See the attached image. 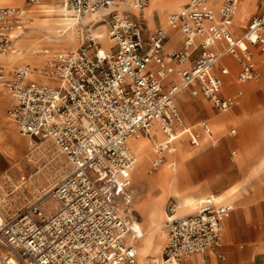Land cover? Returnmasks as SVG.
I'll return each mask as SVG.
<instances>
[{
	"label": "built area",
	"instance_id": "1",
	"mask_svg": "<svg viewBox=\"0 0 264 264\" xmlns=\"http://www.w3.org/2000/svg\"><path fill=\"white\" fill-rule=\"evenodd\" d=\"M239 1L222 0L217 12L209 0H187L169 14L165 26L146 33L149 0H63L81 25V43L51 55L40 69L42 79L31 76L37 67L23 65L10 75L0 64V91L11 97L8 112L19 131L50 140L70 164L57 182L40 187L19 215L0 220V264H138L135 243L126 241L129 232L138 235L129 189L137 157L128 136H148L159 123L167 140L154 146L155 168L175 148L174 136L187 129L175 103L178 92L188 88L218 111L231 109L244 90L224 92L223 76L230 72L222 61L225 54L237 58L239 82L261 78L252 46L264 51V0L236 35L232 25ZM134 9L140 12L136 16ZM89 14L94 17L85 21ZM29 18L26 6H0V54L16 51V33ZM99 23L105 36L97 33ZM175 28L183 33L182 46L166 49ZM220 40L226 44L217 48ZM171 73L181 80L169 79ZM199 124L211 134L207 119ZM198 138L195 132L191 143ZM32 176L22 175V182ZM215 199L214 192L197 197L196 211L185 214L178 213L177 201L169 202V237L156 264H180L186 256L207 251L226 260L224 220L234 205Z\"/></svg>",
	"mask_w": 264,
	"mask_h": 264
},
{
	"label": "rangeland",
	"instance_id": "2",
	"mask_svg": "<svg viewBox=\"0 0 264 264\" xmlns=\"http://www.w3.org/2000/svg\"><path fill=\"white\" fill-rule=\"evenodd\" d=\"M7 1L17 4L24 3V0H6L5 2ZM5 2H3L2 4H4ZM42 2H48L56 6L61 3V0H43ZM26 6L31 7V21L36 20L33 14V10L35 9L36 4H26ZM173 9L176 8L174 7ZM173 9L168 10L164 14V16H161V12H159V10H157L159 14L157 13V11H154L153 18L158 19L160 16L161 21L165 22L168 13ZM239 10L241 12V9ZM240 12L238 16L239 20L242 18L240 17ZM40 16H43V18L46 19L47 17L53 18V16H56V14H50L47 11H41ZM61 17L62 16L58 17L57 15L56 17H54L55 19H53L60 20L61 22ZM149 20L150 19L148 18V21ZM31 21L30 23H32ZM245 22L246 20L244 19V24ZM31 28L35 27H29L28 25L25 31L28 29L32 30ZM33 38L36 40V42H42L41 44L47 47L55 45L54 42H49V40L58 39L60 37L54 32L50 31L48 28L43 27L42 29L39 28L38 31L33 32ZM79 38V42L81 43V35ZM173 39L176 40V36H174ZM76 47L69 46L67 47V49H74ZM42 50H44V48ZM59 50L63 49L52 48L50 56ZM11 54H14V52L11 51L6 55ZM46 61L44 63H41V61L36 63L37 67H43ZM260 64L262 65L263 74L259 80L252 82H259L258 86L251 92L247 91L245 96L242 98L241 103L232 108L234 111L233 113L235 121L234 125L232 126L237 128V134H231L230 130L225 128V123L220 127L218 125L215 126L214 117L217 116V113L218 115L221 114V111L219 112L217 109H213L211 104H209L210 102L206 98H204L203 96L193 97L188 94L190 96V99L192 100L191 102H203L205 105L204 108L199 107L195 113L188 114L186 112L184 104H182V102H180L179 100V98L185 100L183 96L184 92H179L178 94L179 98L177 100V104L179 105L180 110L182 111L186 119L188 132L187 138L181 146H188L182 147V152L180 150L181 153L177 156L178 162L174 157V164L177 165L179 169L178 175L181 178L182 182H186V185L191 186L193 193L197 197H203L205 194L211 191L217 193L226 189L234 183H238L239 181L241 182L243 179L245 180L246 178H249L250 180L248 173L251 170L252 164L259 163L261 159L264 158V56L260 58ZM19 65L20 64H18L17 66ZM13 68L14 67L8 68L7 66V70L10 75L12 74ZM9 106L10 103H6V105L0 110V129L3 127L1 119L8 117V120L4 122V125L7 127H12L13 125L20 136L28 141V147L26 146L24 149L17 151L13 155H8L4 151V153L0 151V163L4 164L3 169L0 170V215L3 217V219H8L10 217L19 215L29 206V204L35 198L36 194L38 193V189H40L41 187L40 184H43L44 182H57V180L61 176L67 173L70 167V164L67 161L66 157L56 149V147L50 140H41L39 138H32L28 135L22 134L19 131L15 120H12L13 118L11 117V119L9 116ZM203 118H208L212 124L213 133L210 135L211 139L219 138L218 143L215 145L211 143V140L210 143L204 142L202 140V137L200 138V142L204 144H202V146L200 145L201 143L195 145L190 144L188 140L190 137V129H193V132L199 130V120ZM245 119L250 121V127H242V121H244ZM188 127L190 129H188ZM154 132H156L157 135L161 134L157 127H155ZM174 139H176L175 136ZM132 142L140 146L144 145V143L140 140H132ZM246 144L256 146L258 148V153L254 156L251 162H248L240 167L239 165H237L236 158L243 152ZM17 145V142H15L13 139H8L3 144L4 147H16ZM234 148L238 149V153L236 155L232 153V150ZM171 156H173V154L169 153L166 160L157 167L158 169L154 168L152 171L156 172L161 167L168 166L172 160ZM150 159L151 156L149 158L147 166L151 169ZM262 164L263 165H261L257 175L258 177L264 178V162ZM24 174L27 176L33 174V176L31 179L23 183L21 175ZM133 182V187L136 194L135 205L137 208V211H135V220L137 221L134 223V225H141L146 227L147 223L145 217H142L140 213V206L138 204L141 194L139 192L138 184L141 185L142 188L146 183L150 185L148 191H150L152 186L150 183H148L149 181L144 176L140 179L133 176ZM247 183H249L250 185L251 182H245L246 185ZM246 187L249 188V186ZM143 194H145V192H143ZM169 199L170 197L168 198V200ZM258 205V209L264 211V203ZM254 211L257 212V209L255 208ZM181 212L182 210L180 211V213ZM163 219L165 222L166 218L163 217ZM167 241L168 238H166L165 240L163 249ZM2 253H7L4 246H2ZM161 254H159V257H161Z\"/></svg>",
	"mask_w": 264,
	"mask_h": 264
},
{
	"label": "crops",
	"instance_id": "3",
	"mask_svg": "<svg viewBox=\"0 0 264 264\" xmlns=\"http://www.w3.org/2000/svg\"><path fill=\"white\" fill-rule=\"evenodd\" d=\"M12 1H14V0H12ZM186 2H187V0L180 1L179 5L175 8H178L182 3H183L182 6H184L186 4ZM221 2H222V0H209V3L216 9L217 12H219V10H220ZM260 2H261V0H240L239 1L238 10H237L236 15H235V22L232 25V30L236 35H240L245 31L249 20L252 18V16L254 14H256L259 11ZM61 3H63V0H61ZM26 4H27L26 0H24L23 4H17L14 2H8L7 1L4 4H0V6H4V5L26 6ZM30 8L31 7H28V14H29L30 21H31L32 16H31ZM239 9H241V12ZM154 11H157V8L154 9ZM172 11H170L168 13L167 20L165 22L161 21L160 16L158 19H154L153 18V12L151 14L152 22L150 20L148 21V18L144 12V20H145V23L147 26L146 33L154 31L158 27L165 26L167 24V21H168V16ZM239 12H240V17H242V18L244 17V19L246 20L245 25L243 27H241L238 24L239 23V21H238L239 20L238 19ZM139 13L140 12L138 10H135V9L132 10V14L134 16L138 15ZM157 13H158V11H157ZM42 19H44V18H42ZM99 29H101V26L97 28V30H99ZM102 29H104V27H102ZM23 32L24 31H22V32L20 31L17 34L16 38H18V36H20V34ZM174 36H176V40L173 39ZM16 38H15V41L17 40ZM103 39L108 40L105 37H103L102 40ZM182 43H183V33H182L181 29L175 28V29H172L170 31V36L165 43V47H166V49L178 48V47L182 46ZM225 44L226 43L224 40H220L217 42L216 47L222 48L225 46ZM108 45H109V40H108ZM15 48L17 51L16 42H15ZM64 49H66V48H64ZM252 49L254 51L255 59L258 62L261 71L263 72L262 65L260 64V58L262 56H264V51L259 46H252ZM16 51H12V52H16ZM8 53H6V54H8ZM197 53H198V51H196L194 53V55H196ZM222 61L224 64L228 65L230 68V72L223 76L224 81H225L224 92L225 93H234L239 88H242L244 90V94L239 98L238 102L233 106V107H235L241 103L242 98L245 96L246 92L247 91L248 92L253 91L258 86L259 82L252 83L256 80H251V81H248L246 83L239 82L237 80V74H238L240 65H239L237 58L232 56L231 54H225L222 58ZM0 64L4 65L7 68V65L5 63L0 62ZM17 65L18 64L14 65L13 69L20 67V66H23V64H20L19 66H17ZM24 65H29V64H24ZM187 65H189V63ZM30 66L36 67L35 65H30ZM39 68L40 67H37L36 69L38 70ZM177 76H180V75H178L176 73H171L169 75V79L177 80L176 79ZM33 77H38V78L42 79L41 76H33ZM180 80H177V81H180ZM180 92H184V93L189 94L190 96H193V97L202 96V95H199V96L192 95L188 88H185V89L181 90ZM178 94H179V92L175 96V103L178 106V108L180 109L179 105L177 104V100L179 98ZM1 98H6L7 104L10 103V106H11L12 101H11V97L9 94H7V95L3 94L0 91V99ZM190 101H192V100L190 99ZM208 101L210 102L209 104H211L212 108L216 109L213 106L212 102L210 100H208ZM10 106H9V108H10ZM232 108L229 109L228 111H225V112L219 111L221 114L217 115L218 118H216L217 116L214 117V123H215V126L218 125L219 127L225 123V128L230 130L231 134H237V128L232 126V125H234V122H235L234 121V113H233L234 111ZM228 112H230V113H228ZM181 113H182V111H181ZM182 115L184 117L183 113H182ZM190 117H192V116H190ZM219 118H220V120H219ZM184 119H185V117H184ZM203 119H207L210 122V120L208 118H203ZM185 121H186V119H185ZM199 122H200V120H199ZM210 124H211V122H210ZM249 124H250L249 120L245 119L244 121H242V127H244V128L250 127ZM155 127H157L159 129V131L164 134V137L161 141L158 139L159 135H157V133L154 132ZM211 129H212V124H211ZM191 132H193V129L192 130L190 129V135H189L190 137L188 139L190 144H192L191 143V137L193 136V134L195 132L199 133V138H198L197 144L201 143L200 138L203 136V134H207L201 128L200 124H199V130H196L193 133H191ZM212 133H213V129H212L211 134ZM211 134H208V135H211ZM140 138H145L148 140V142L150 141L149 143L153 144V145H151V149H150V153H151L150 167H151V169H154L152 167V160L155 157L154 146L156 144H158L159 142L166 141L167 136L163 132V130L161 129L159 123L156 121V122H154V124L151 128L150 135H148V137L143 136ZM218 141H219V138H216V139L212 138L211 139V143L213 145L217 144ZM128 142L130 144L129 138H128ZM172 142L176 148L175 140L173 139ZM209 143H210V141H209ZM202 144L203 143H201L200 145L202 146ZM193 145H195V144H193ZM152 146H153V148H152ZM186 146H188V145H185L182 147H186ZM130 148H131V145H130ZM175 148L171 151L166 152L165 160H166L168 154L173 152L175 150ZM235 149L237 150V153H238V149L234 148L233 150H235ZM233 150H232V153H233ZM0 151H2V150L0 149ZM257 153H258V148L256 146H253L251 144H246L243 152L236 158L237 165H239L241 167L242 165H244L248 162H251ZM263 162H264V158H262L259 163L252 164L251 170L248 173L250 180H249V178L248 179L246 178L245 180L243 179L241 182L239 181L238 183H234V184L230 185L229 187H227L226 189L219 191L217 193L214 191H211V192H214L216 194L215 200L218 203H232L234 205V208L231 211L230 215L227 216L224 220L222 250L226 254V260L223 262L222 260H220L217 257V255L213 251H207L205 253L196 252V253H193L189 256H186L185 258H183V260H181L180 264H204V261L207 264H264V211L258 209L259 208L258 204L264 203V189H263L264 178L258 177V175H257L258 170L260 169L261 165H263L262 164ZM3 167H4V164L0 163V170H2ZM157 167H155V168H157ZM133 170H134V168L131 171V183L129 185V189H130L131 194L133 196L134 210L137 211V208L135 205L136 204V194H135V189L133 187V183H134L133 182ZM256 176H257V178H256ZM188 182H191V181H188ZM245 182H251V183H250V185H249V183H247V185H246ZM51 183L52 182H44L43 184H40V185H41V187H48ZM185 183L186 182H176V187H177L178 192H174V193L171 192V188H170L169 184H167L166 182L158 183L156 186L157 189L155 190L154 193H152L151 191H148V188H150V185H148L147 183L144 184L143 188L141 185L138 184L139 192L141 193L138 204L140 206V210H141L140 213H141L142 217L144 216L143 214H145V213L151 214V213L155 212L158 209L156 204L160 203V205L163 207V210H164L163 211V217L166 218V216H167L166 209H167L169 202L177 201L179 203V200L177 198L178 196L181 197V202L184 206L181 213L179 212V209H178L179 214H185L188 212L196 211L197 207H193L191 205V201L192 200L197 201V196L193 193V191L191 189L192 187L186 185ZM246 186H249V188H251V189H249ZM142 191L145 192V194H143ZM211 192H208L204 196L208 195ZM218 193H222V196L220 197ZM169 197H170V199L168 200ZM155 198H158V200H156ZM199 198H202V197H199ZM255 208L257 209V212L254 211ZM140 220H139V223H140ZM168 234H169V229H168ZM156 239L158 240V236ZM126 241H131V242L135 243L136 248H137V257H138V248H139L140 236L133 234V232H129L126 235ZM162 255H163V251H162L161 257H157V258H162ZM171 264H174V263H171Z\"/></svg>",
	"mask_w": 264,
	"mask_h": 264
},
{
	"label": "bare ground",
	"instance_id": "4",
	"mask_svg": "<svg viewBox=\"0 0 264 264\" xmlns=\"http://www.w3.org/2000/svg\"><path fill=\"white\" fill-rule=\"evenodd\" d=\"M5 1L6 0L4 1L1 0L0 4H2ZM180 1L182 0H149L147 6L145 7L144 12L147 18H149L150 21L152 22L151 14L154 11V9L157 8V10L161 12V16H164V14L168 10H171L174 7H177ZM182 4L174 10L179 9L182 6ZM41 11H47L50 14H56V16L58 15V17L62 16L61 22L60 20H54L55 18L52 19V17L51 18L47 17L46 19H42L43 16H40ZM33 14L36 20H32L31 21L32 23H30V18H29L27 26L30 23L29 27L32 26L35 28H31L32 30L28 29L26 31L25 29L22 30L24 32L21 33L20 36H18V38H16L17 40L15 41L17 45V51L11 55L0 54L1 55L0 62L5 63L8 66V68L14 67V65L16 64H23V65L29 64V65H35L37 67L36 63L40 61L41 63H44L46 60L49 59L52 48H59V49L66 48L67 49V47L69 46L76 47L78 43L80 44L79 37H80L81 25L77 23L76 20L69 14V12L67 11L63 3H59L58 5L54 6L53 4H50L47 2H41L40 4H37L35 6V9L33 10ZM56 16H53V17H56ZM93 16L94 14H89L85 21H88ZM243 18H241L238 23L241 27L245 25ZM103 25H104L103 23H99L98 27L100 26L103 27ZM43 27L48 28L50 31L54 32L60 37L58 39L49 40V42L55 43L54 46L45 47L44 45L41 44L42 42L38 43L33 38V32L38 31L39 28L42 29ZM18 33L19 32H17L16 35ZM97 33L100 34L101 36H105V32L103 29L97 30ZM104 40L105 39H103L102 42ZM103 44L105 46H108V40H105ZM43 48L44 50H42ZM41 68H39L38 70L35 68L32 71L31 76H39L40 75L39 72ZM176 79L180 80L181 77L177 76ZM3 94H6V93H3ZM183 96L185 100L181 98H179V100L180 102H182V104H184L186 108V112L188 114L195 113L199 107L204 108L205 105L203 102L201 103L191 102L190 96L186 93H183ZM6 103H7L6 98L0 99V110L2 107L6 105ZM228 110H224L223 112L228 111ZM216 118H218V116ZM7 120H8V117L1 119L3 123V127L0 129V149L4 151L5 153H7L8 155H13L17 151L24 149L28 145V141H26V139L20 136V134L13 127V125L12 127L5 126L4 122H6ZM189 127L188 129H190ZM187 135H188L187 129H184L180 131L177 135H175L176 139L174 138L173 139L175 140L176 148L173 152H171L173 154V156H171L172 157L171 163L168 166L161 167L156 172H153L152 171L153 169H150L147 166V163L151 156L150 154L151 145L153 144L149 143L150 141L148 142V140L145 138H140L146 135H140V136H135L133 134L129 135L128 136L129 141H130L129 146L131 145V150L135 153L137 157V162L133 170V176L138 179L144 176L149 181L148 183H150L152 186V188L150 189L152 193L155 192V190L157 189L156 186L160 182H166L167 184H169L171 188V192L173 193L178 192L177 187H176V182H182V180L178 175L179 169L177 165L174 164L175 162L174 157L177 160V156L180 155V153L182 152L181 145H183L184 141L187 138ZM163 137H164V134L161 133L159 134L158 139L161 141ZM8 139H13L15 142H17L18 145L16 147L15 146L4 147L3 144ZM132 140H140L141 142L144 143V145L140 146L136 143H133ZM202 140L204 142H209L211 140V136L208 134H203ZM218 194L220 197L222 196V193H218ZM177 198L180 204V208H179V212H180L184 206L181 202V197L178 196ZM155 199L158 200V198H155ZM228 204H232V203H228ZM156 205L158 209L155 212L151 214L150 213L143 214L145 217L146 223H147L146 227L141 226V225H134V223L137 220H135L133 223V226L136 229L138 236L141 237L140 238L141 242L139 244L138 257H137V261L139 264H156L157 263L156 260L159 261L161 259L157 257H159V254L162 253L163 245L165 243L166 238H168V235H169L166 221L164 222V219H163V211H164L163 207L160 205V203H157ZM191 205L193 207H197L198 202L196 200H192ZM0 220H3V217L1 215H0ZM157 236H158V240L156 239ZM12 262H13L12 264H17V262L14 260H12ZM173 263L179 264V262H173ZM166 264H171V263H166Z\"/></svg>",
	"mask_w": 264,
	"mask_h": 264
}]
</instances>
